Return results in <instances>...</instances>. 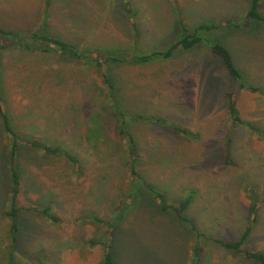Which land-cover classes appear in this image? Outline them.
Segmentation results:
<instances>
[{"label": "rangeland", "instance_id": "1", "mask_svg": "<svg viewBox=\"0 0 264 264\" xmlns=\"http://www.w3.org/2000/svg\"><path fill=\"white\" fill-rule=\"evenodd\" d=\"M250 2L0 0L1 28L29 37L43 31L99 52L101 62L116 58L97 69L52 46L44 53L0 38L3 98L16 129L78 158L76 164L18 149L20 232L13 236L6 214L12 141L0 125V264H102L103 248L91 240L106 241L111 231L117 264H191L196 246L200 264H259L215 242L237 241L251 225L245 249L264 251V96L238 90L210 51L212 44L227 47L245 85L264 89V22L240 28ZM200 25L220 28L198 31L201 43L169 60L133 61L167 51L184 27ZM231 92L241 123L229 111ZM121 125L129 133L120 135ZM152 191L172 206L192 196L185 214L208 238L198 239L191 224L163 212ZM46 206L57 222L34 211Z\"/></svg>", "mask_w": 264, "mask_h": 264}, {"label": "trees", "instance_id": "2", "mask_svg": "<svg viewBox=\"0 0 264 264\" xmlns=\"http://www.w3.org/2000/svg\"><path fill=\"white\" fill-rule=\"evenodd\" d=\"M262 7V4L260 0H251L250 2V8L246 14V17L243 19L242 25L235 23L234 26L240 25V28L247 29L251 27L254 23H262L264 22V15L260 12V8ZM233 25V23H227L226 26ZM219 29L220 26L218 25H200L195 30L191 31L184 27L183 30V36L181 37L180 41H178L176 44L172 45L171 48H169L165 52H155L152 55L148 56H138L134 57L133 61L137 64L141 63H148L151 61H154L155 59H164L169 60L173 57L176 50L180 51L182 50H191L195 46L199 45L202 41V38L197 35L198 31L201 30H213V29ZM42 29V28H41ZM44 30V29H42ZM0 38L7 39L10 41H15L20 44L22 47L25 46L28 50H38L44 53L50 52V46H52L54 49H56V53L59 54V56L64 57L69 60H74L78 62H83L88 65L95 66L97 69H101L103 67H108L109 63H112L114 60H116L115 57L111 56H105V60L101 62L99 60L100 53L98 52H92L88 49H80L78 46L73 45L71 43H68L66 41H62L57 38H50L46 36V33L41 31L37 32L35 36H25L20 35L12 31L5 30L0 27ZM20 38V41L18 39ZM22 41V42H21ZM21 42V43H20ZM33 43L36 46H33ZM40 46V47H38ZM6 46L0 45V60H1V51L2 49H5ZM210 51L213 55L217 56L221 59L227 73L234 79V81L237 84L238 90H244L248 89L252 93H259L264 96V89L263 87H247L245 85V81L243 80V76L241 74V69H239L232 57V54L230 50L221 44H212L210 47ZM89 53V54H88ZM88 54V55H86ZM118 60V59H117ZM104 81L111 90L112 94L115 95L116 93V87L114 85V82L112 78L109 75H104ZM3 72L1 71V62H0V125L1 130L9 136L11 142V149L8 156V174L10 177V203L11 208L10 212H7L6 214L12 218V224H11V234L14 236L15 233L20 232V225L18 222V213L20 212V209L15 208V206H18V198L21 191V185L22 181L20 178V174L18 173L16 169V157L18 155V149L20 147L36 150V152L45 154V155H51V156H59L61 158L66 159L67 161L71 163H78V158L72 154L64 153L63 150L58 147L57 145L53 144H47L45 142H42L40 140H37L30 135L20 133L13 122V119L11 115L7 112L5 108L4 98H3ZM109 90V91H110ZM227 101H228V107L231 114V117L234 122L241 123L242 120L239 115V111L237 109V100L235 94L233 92L227 94ZM116 106V105H115ZM118 109V106H117ZM116 117H119L120 114L115 112ZM121 117L123 118V114L121 113ZM139 119L144 120L145 118L140 116ZM148 120V119H147ZM151 120V119H149ZM157 122L159 124H162L163 126L167 125V122L164 120H154L153 122ZM169 128L180 135L189 136L188 129L185 128H179L178 126L170 125ZM120 135H126L129 133L124 126H120L119 128ZM129 137V143L131 147H134V139L131 135H128ZM133 156L135 159H137V156L135 153H133ZM130 172L132 176H138L137 172L134 168H130ZM139 178L141 179L140 175ZM151 190V186H148ZM150 190V191H151ZM153 192V191H152ZM155 198L160 200V209L163 212H170L173 211L177 218L180 220L187 222L193 226V230L196 232V237L198 239L206 237L204 234L198 232L196 230L195 225L193 222L186 216L185 212L188 210L189 206L193 202V197H189L186 200L182 201L179 206H172L169 205L166 200L164 199L163 195L160 193L153 192ZM255 206L252 208L254 209ZM251 209V210H252ZM32 210V209H29ZM33 211V210H32ZM36 212H40V215L45 216L47 219L51 220L52 222H57V218L53 214V208L52 206H46L42 211L34 210ZM100 222V221H99ZM115 226H110V231L114 229ZM112 232V231H111ZM106 239V241H93L91 240L93 245L100 244L104 251V256L102 260V264H117V257H116V251L114 249V240H113V234ZM251 234V225L246 229L242 237L237 241H228V240H215L217 244H219L222 248L228 250L230 253H232L234 256H243L247 260H255L259 264H264V251L260 252H250L249 250L245 249V244L247 243L249 236ZM12 236V240L14 241V237ZM202 252V249L200 246H196L194 249L195 256L192 260L191 264H200V253Z\"/></svg>", "mask_w": 264, "mask_h": 264}, {"label": "crops", "instance_id": "3", "mask_svg": "<svg viewBox=\"0 0 264 264\" xmlns=\"http://www.w3.org/2000/svg\"><path fill=\"white\" fill-rule=\"evenodd\" d=\"M233 255V254H232Z\"/></svg>", "mask_w": 264, "mask_h": 264}]
</instances>
